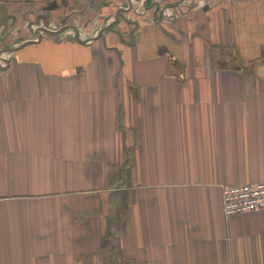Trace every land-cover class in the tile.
<instances>
[{
	"label": "crops",
	"instance_id": "0c3cea01",
	"mask_svg": "<svg viewBox=\"0 0 264 264\" xmlns=\"http://www.w3.org/2000/svg\"><path fill=\"white\" fill-rule=\"evenodd\" d=\"M53 1L0 0V264H264V0Z\"/></svg>",
	"mask_w": 264,
	"mask_h": 264
},
{
	"label": "built area",
	"instance_id": "2783aa9c",
	"mask_svg": "<svg viewBox=\"0 0 264 264\" xmlns=\"http://www.w3.org/2000/svg\"><path fill=\"white\" fill-rule=\"evenodd\" d=\"M42 34L35 38L39 40ZM226 218L264 211V180L227 186L223 191Z\"/></svg>",
	"mask_w": 264,
	"mask_h": 264
},
{
	"label": "water",
	"instance_id": "95a60500",
	"mask_svg": "<svg viewBox=\"0 0 264 264\" xmlns=\"http://www.w3.org/2000/svg\"><path fill=\"white\" fill-rule=\"evenodd\" d=\"M58 5H57V2L54 0L53 2H52V4H50V6H49V9H53V8H56ZM39 30L40 29H45V28H42V27H40V28H38ZM39 30H38V32H39ZM47 31H50V32H55V31H51V30H49V29H46ZM37 32V33H38ZM40 39V38H39Z\"/></svg>",
	"mask_w": 264,
	"mask_h": 264
},
{
	"label": "rangeland",
	"instance_id": "374dc122",
	"mask_svg": "<svg viewBox=\"0 0 264 264\" xmlns=\"http://www.w3.org/2000/svg\"><path fill=\"white\" fill-rule=\"evenodd\" d=\"M4 34H5V33H4ZM4 34H3L2 36H4ZM1 39H3V38H1ZM1 47H3V45H1ZM1 56H3V54H2Z\"/></svg>",
	"mask_w": 264,
	"mask_h": 264
}]
</instances>
